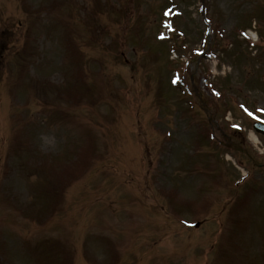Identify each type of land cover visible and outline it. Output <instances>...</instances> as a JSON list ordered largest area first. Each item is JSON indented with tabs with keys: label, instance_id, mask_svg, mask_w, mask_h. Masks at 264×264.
I'll return each mask as SVG.
<instances>
[{
	"label": "rangeland",
	"instance_id": "374dc122",
	"mask_svg": "<svg viewBox=\"0 0 264 264\" xmlns=\"http://www.w3.org/2000/svg\"><path fill=\"white\" fill-rule=\"evenodd\" d=\"M257 119L264 0H0V264H264Z\"/></svg>",
	"mask_w": 264,
	"mask_h": 264
},
{
	"label": "bare ground",
	"instance_id": "6f19581e",
	"mask_svg": "<svg viewBox=\"0 0 264 264\" xmlns=\"http://www.w3.org/2000/svg\"><path fill=\"white\" fill-rule=\"evenodd\" d=\"M251 138H252V140L254 141V142H258L259 141V137H258V135H256L255 133H251Z\"/></svg>",
	"mask_w": 264,
	"mask_h": 264
},
{
	"label": "water",
	"instance_id": "95a60500",
	"mask_svg": "<svg viewBox=\"0 0 264 264\" xmlns=\"http://www.w3.org/2000/svg\"><path fill=\"white\" fill-rule=\"evenodd\" d=\"M255 127H256V129H257L258 131H261V132L264 133V125L256 124Z\"/></svg>",
	"mask_w": 264,
	"mask_h": 264
}]
</instances>
